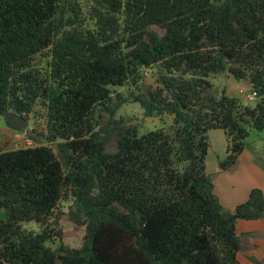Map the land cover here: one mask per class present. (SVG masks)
<instances>
[{
	"label": "trees",
	"instance_id": "1",
	"mask_svg": "<svg viewBox=\"0 0 264 264\" xmlns=\"http://www.w3.org/2000/svg\"><path fill=\"white\" fill-rule=\"evenodd\" d=\"M218 74L255 106L216 94ZM127 102L172 125L139 136L114 118ZM38 106L45 144L0 151V264H242L236 224L264 217L263 192L225 210L205 161L209 131L226 137L223 171L264 131V0H0V116ZM68 198L85 235L52 249Z\"/></svg>",
	"mask_w": 264,
	"mask_h": 264
},
{
	"label": "rangeland",
	"instance_id": "2",
	"mask_svg": "<svg viewBox=\"0 0 264 264\" xmlns=\"http://www.w3.org/2000/svg\"><path fill=\"white\" fill-rule=\"evenodd\" d=\"M209 81L211 82L214 92L218 95L222 93L226 94L229 97L238 98L241 102H244V97L240 96V92H248L247 88L244 86L247 85L246 81H237L232 77L228 78V75L218 74L214 76H210ZM156 80L155 69L147 70V73H143L142 82L139 84L140 88H146L147 86H151L154 84ZM242 90V91H241ZM112 96L117 93L123 94L124 98H128V95L131 91L128 87H116L111 89ZM250 93V92H249ZM36 114L35 117L29 119V126L27 131V140H30L29 146L43 145L45 144L43 138L41 137L42 129L45 126V110L42 107H37L35 109ZM115 119L123 118L131 124L135 126L137 129V134L139 136L145 135L151 131L155 130H167L172 125V117L168 114L148 118L145 117L143 109L140 107L138 103L127 102L123 104L114 114ZM103 123L108 121V116L106 114L102 115ZM32 130H36V132L32 133ZM11 131L6 127L4 120L0 118V151L18 149L29 147L25 145L23 142H19L17 136L21 134V132H15L14 135H11ZM264 138V131L257 132L251 131L249 138L247 140L248 143L253 144L254 142L262 143V140L259 138ZM17 144V146L14 144ZM54 147V146H53ZM114 150V140H111L107 146V152H111ZM264 150V146H263ZM73 207V200L68 198V200L60 203L57 209V225L56 228L61 230V239H55L52 242H46L45 245L52 249H56L59 244H64L71 248H78L82 244L83 237L85 235L84 227L75 226L68 218V211ZM2 211V210H0ZM3 212V211H2ZM0 218H4V215ZM22 227L26 230H30L38 233L39 227L34 222H25L22 223Z\"/></svg>",
	"mask_w": 264,
	"mask_h": 264
},
{
	"label": "crops",
	"instance_id": "3",
	"mask_svg": "<svg viewBox=\"0 0 264 264\" xmlns=\"http://www.w3.org/2000/svg\"><path fill=\"white\" fill-rule=\"evenodd\" d=\"M231 76L228 75V78ZM248 92L240 94L244 97V104L251 93L250 85L246 86ZM250 92V93H249ZM12 133V132H11ZM13 138H15V134ZM209 149L206 156V173L213 179V194L218 198L220 205L232 212L236 206L244 203L252 189H260L264 195V138L259 137L262 143H248V147L241 153L236 165L223 171L219 161L226 154L227 141L221 130H211L208 133ZM13 143V142H12ZM14 146L17 144L13 143ZM4 214L0 211V217ZM236 233L240 241L238 260L242 264H264V217L259 220H240L236 224Z\"/></svg>",
	"mask_w": 264,
	"mask_h": 264
},
{
	"label": "water",
	"instance_id": "4",
	"mask_svg": "<svg viewBox=\"0 0 264 264\" xmlns=\"http://www.w3.org/2000/svg\"><path fill=\"white\" fill-rule=\"evenodd\" d=\"M250 107L255 106V100L249 102ZM4 120L6 127L13 132H21L28 129L29 120L14 113H7L0 116Z\"/></svg>",
	"mask_w": 264,
	"mask_h": 264
},
{
	"label": "built area",
	"instance_id": "5",
	"mask_svg": "<svg viewBox=\"0 0 264 264\" xmlns=\"http://www.w3.org/2000/svg\"><path fill=\"white\" fill-rule=\"evenodd\" d=\"M241 94H243V92H240ZM255 98V93H250L247 95V99L248 100H253ZM27 136V131H21V134L19 136H17V139L20 143L23 142L25 145L29 146L30 145V140H27L26 138Z\"/></svg>",
	"mask_w": 264,
	"mask_h": 264
}]
</instances>
